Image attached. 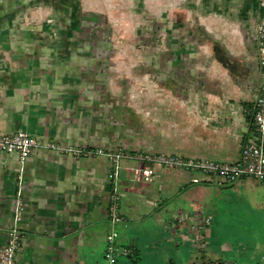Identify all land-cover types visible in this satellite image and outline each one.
<instances>
[{"label":"crops","instance_id":"obj_1","mask_svg":"<svg viewBox=\"0 0 264 264\" xmlns=\"http://www.w3.org/2000/svg\"><path fill=\"white\" fill-rule=\"evenodd\" d=\"M67 1L0 0V132L22 129L39 142L24 160L0 151V246L20 196L16 264H101L112 193L132 252L148 232L186 242L196 218L173 216V188L183 212L212 180L191 182L197 174L154 164L144 181L132 173L140 160H121L114 174L104 154L46 144L237 159L259 90L264 8L257 0H167L170 37L147 73L87 20L71 25ZM61 17L67 25L56 23Z\"/></svg>","mask_w":264,"mask_h":264},{"label":"rangeland","instance_id":"obj_2","mask_svg":"<svg viewBox=\"0 0 264 264\" xmlns=\"http://www.w3.org/2000/svg\"><path fill=\"white\" fill-rule=\"evenodd\" d=\"M67 2L70 11L76 15L71 25L79 27L82 19L87 20L94 26L98 39L114 42L121 55L125 59L137 60L143 71L149 69V59L164 57L163 46L170 37L165 22L167 0ZM50 21L46 18L45 24ZM59 21L62 25L68 23L62 17L56 23ZM147 79L149 77L144 78L145 84ZM202 177L212 179L211 183L203 185V194L187 201L183 212L179 210L182 205L177 203L181 194L175 188L172 191L173 216L185 218L194 213L196 218L194 224H186L189 226L186 242L176 240L174 233L167 236L148 232L142 236L138 250L131 252L129 237L132 235L127 233L125 226L128 223L110 216L109 232L116 231L117 235L111 241L104 238L101 242L100 263L173 264L166 260L171 257L175 264H194L201 259H222L227 264H264V179L245 175L218 182L211 175L202 174ZM116 211L123 215L119 209ZM136 226L141 227L131 224V227ZM142 227L149 228L147 225Z\"/></svg>","mask_w":264,"mask_h":264},{"label":"built area","instance_id":"obj_3","mask_svg":"<svg viewBox=\"0 0 264 264\" xmlns=\"http://www.w3.org/2000/svg\"><path fill=\"white\" fill-rule=\"evenodd\" d=\"M257 1L264 8V0ZM257 39V59L260 66V81L258 93L252 101L254 108L253 121L257 132L261 136H264V15L257 26ZM38 145L39 142L25 130L18 129L12 132H0V151L16 152L20 160H24L32 148ZM46 146L72 154H104L114 163V174L117 173L121 160H140L142 163L139 166L133 167L132 173L137 179L144 181H150L152 179L154 164L188 173L213 172L229 180H234L237 177L245 175L264 179V146L261 143L253 141V139H249V141L243 144L238 159L230 161L202 157H180L174 153L129 152L104 149L101 147H64L53 143H47ZM198 178V175L193 174L190 180L197 181ZM114 198L115 193H112L111 199ZM21 204L22 199L20 196H17L13 224L7 231L5 243L0 246V264H16L15 254L21 244L22 238V233L17 226V221L21 218ZM110 216L113 219H119L115 203L110 205ZM116 235V231L110 232L107 235V241H111Z\"/></svg>","mask_w":264,"mask_h":264},{"label":"trees","instance_id":"obj_4","mask_svg":"<svg viewBox=\"0 0 264 264\" xmlns=\"http://www.w3.org/2000/svg\"><path fill=\"white\" fill-rule=\"evenodd\" d=\"M247 113H246V121H247V129L244 132L243 136H242V140L240 141V150L241 147L243 146V144L247 141H249V139H253V141L257 142V143H261L264 146V136H261L255 127V123L253 121V113H254V108H253V104L252 102L248 104L247 106ZM240 150H239V156H240ZM239 158V157H238ZM237 158V159H238ZM236 160V159H235ZM197 174V173H195ZM202 174H207L208 176H214L218 182H224L226 180H229L227 178H223V180L218 179L219 177L221 178V176L217 173H213V172H205ZM202 174L199 173L198 175V180L197 181H193L190 180L191 182H207L210 181L212 179H208L205 177H202ZM117 200L111 199L110 200V204L116 202ZM132 252V249L130 250ZM127 254L129 255V253L127 252ZM194 264H227L224 260L222 259H218V260H206V259H201L198 263H194Z\"/></svg>","mask_w":264,"mask_h":264}]
</instances>
